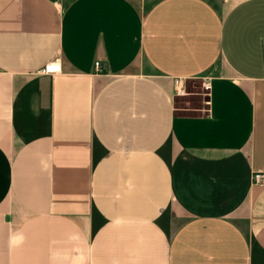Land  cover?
Returning a JSON list of instances; mask_svg holds the SVG:
<instances>
[{
  "label": "crops",
  "instance_id": "1",
  "mask_svg": "<svg viewBox=\"0 0 264 264\" xmlns=\"http://www.w3.org/2000/svg\"><path fill=\"white\" fill-rule=\"evenodd\" d=\"M0 264H264V0H0Z\"/></svg>",
  "mask_w": 264,
  "mask_h": 264
},
{
  "label": "built area",
  "instance_id": "2",
  "mask_svg": "<svg viewBox=\"0 0 264 264\" xmlns=\"http://www.w3.org/2000/svg\"><path fill=\"white\" fill-rule=\"evenodd\" d=\"M102 66L101 61L98 60L96 61V67L98 69H100V67ZM41 72L43 73H60L62 72V64L60 62V60L56 59V60H51L49 62H47L42 68H41ZM204 81L202 83L203 87L206 90L205 94H208V90L210 89V81H209V77H204L203 78ZM174 90L176 95L178 96H185L187 94H189V90H188V85H187V79L184 77H177L174 79ZM263 179V172H256L254 174V180L256 182H260Z\"/></svg>",
  "mask_w": 264,
  "mask_h": 264
}]
</instances>
